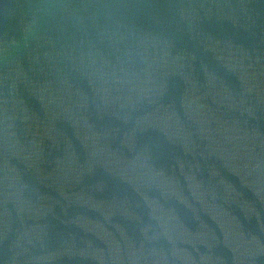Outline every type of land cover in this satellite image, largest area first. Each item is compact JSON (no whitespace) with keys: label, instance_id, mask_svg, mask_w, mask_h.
<instances>
[{"label":"water","instance_id":"water-1","mask_svg":"<svg viewBox=\"0 0 264 264\" xmlns=\"http://www.w3.org/2000/svg\"><path fill=\"white\" fill-rule=\"evenodd\" d=\"M0 264H264V0H0Z\"/></svg>","mask_w":264,"mask_h":264}]
</instances>
